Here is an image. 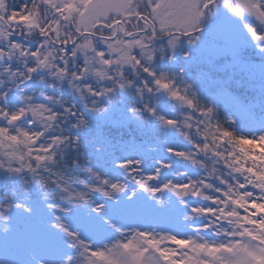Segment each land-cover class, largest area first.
Masks as SVG:
<instances>
[{
  "label": "snow or ice",
  "instance_id": "6c2138e0",
  "mask_svg": "<svg viewBox=\"0 0 264 264\" xmlns=\"http://www.w3.org/2000/svg\"><path fill=\"white\" fill-rule=\"evenodd\" d=\"M206 27L264 56V0H0V264H264V105L158 67Z\"/></svg>",
  "mask_w": 264,
  "mask_h": 264
},
{
  "label": "rangeland",
  "instance_id": "374dc122",
  "mask_svg": "<svg viewBox=\"0 0 264 264\" xmlns=\"http://www.w3.org/2000/svg\"><path fill=\"white\" fill-rule=\"evenodd\" d=\"M226 18V14H225V16L223 17V19H225ZM210 31H212V30H210ZM210 33V32H209ZM209 40H210V37L209 36H207V35H203L202 36V38H201V40L198 42V45H193L194 47H195V49H196V52H194V53H192L191 54V60L192 61H194V60H199L200 59V61L201 62H191L190 63V61H188V66H186V67H183V65L182 64H179V63H177L176 61H169V60H163V61H160V65H158V67H160V66H162V70L163 71H165V72H167L168 74H175L176 75V77H177V80H178V82H180V81H184V82H187L188 84H191L192 86H193V90L196 92V94H197V97L200 99V101L203 103L204 101H202L201 100V98L200 97H202L203 95H204V91H208V90H210V89H213L214 87H213V82L214 81H216V78H213V79H211V81H208V82H206V79H207V75L206 74H204V73H202V74H204V78H203V80H201V75L202 74H199V73H196L197 72V70H198V65L199 64H202V63H204L205 61H203L204 59H206V60H213L214 58H213V56H206L204 53H203V49L204 48H206L207 47V45H208V43H209ZM185 43H187V42H183L180 46H179V48H178V51H177V53H176V55L177 54H179L180 52H181V50H182V48L184 47V45H186ZM217 46L218 47H223V44L222 45H218L217 44ZM222 53H227V52H222ZM220 54L221 53H218V55L220 56ZM222 55H225V54H222ZM219 56H218V58H219ZM177 58V57H176ZM197 58V59H196ZM217 58V57H216ZM218 58L217 59H215V64H213V67H215L216 69H215V71L217 72V73H219L218 71V69H220V67L221 68H223L224 66H230L231 65V63L230 64H227V65H223V67H222V64H219L218 63ZM222 60V57H220V61ZM249 62V61H248ZM248 62H244V60H240V63H239V66H240V71H242V72H244L243 71V68H242V65L244 64V63H248ZM234 65V68H235V70H237L236 69V65H237V63H235V64H233ZM233 65H231V66H233ZM249 65L251 66V67H249V70H254V68H255V70L256 69H258V68H262L263 67V65L264 64H259V63H257V65H252L251 63H249ZM256 66V67H255ZM259 66V67H258ZM244 67H246V65L244 66ZM240 74V73H239ZM241 75V77H244L243 75L244 74H240ZM239 77V75H238V73H236L235 71H233V73L231 72L230 74H229V82H231V84H234L233 82L235 81V82H237V80L239 79L238 78ZM260 78L258 77L257 78V81L259 80ZM251 94V93H250ZM203 97H205V96H203ZM202 97V98H203ZM218 105H216L217 106V108H215L216 109V111L217 110H222V109H225V108H229V106L225 103V101H224V99H219V101H218V103H217ZM249 104V103H248ZM247 104V105H248ZM207 105V104H206ZM178 107V106H177ZM229 110H230V108H229ZM226 118V115L224 116V119ZM233 118V117H232ZM123 133H125V134H131L133 137L134 136H136L135 135V132H134V130H127V131H125V132H123ZM130 138H131V136H130ZM130 138H126V140H130ZM135 138V137H134ZM136 140H139L140 139V137H136L135 138ZM133 140V139H132Z\"/></svg>",
  "mask_w": 264,
  "mask_h": 264
},
{
  "label": "trees",
  "instance_id": "16d2710c",
  "mask_svg": "<svg viewBox=\"0 0 264 264\" xmlns=\"http://www.w3.org/2000/svg\"><path fill=\"white\" fill-rule=\"evenodd\" d=\"M219 82H221V81L220 80H217L215 84L213 83V87H214L213 89L214 90H216L218 88V86L220 85ZM210 99H213V98L207 97V98L204 99L208 103V106L211 105V102H208V100H210ZM203 104H205V102H203ZM214 105H215V103H214ZM216 112H217V114H220L221 117H224V115L222 113H220L221 112L220 110H217ZM223 120H224V118H223ZM122 135H123L124 139L130 138V136H131L130 141L132 139H135L136 137H138V136H134L135 137L134 138L131 134L129 135V134H125V133H122Z\"/></svg>",
  "mask_w": 264,
  "mask_h": 264
},
{
  "label": "flooded vegetation",
  "instance_id": "af4514ba",
  "mask_svg": "<svg viewBox=\"0 0 264 264\" xmlns=\"http://www.w3.org/2000/svg\"><path fill=\"white\" fill-rule=\"evenodd\" d=\"M224 16H225V13H224L223 11H221V12H220V17H219V18H220V19H223ZM207 30L210 31V30H212V29H210V28L207 27Z\"/></svg>",
  "mask_w": 264,
  "mask_h": 264
}]
</instances>
